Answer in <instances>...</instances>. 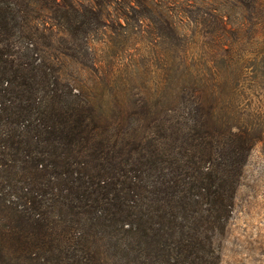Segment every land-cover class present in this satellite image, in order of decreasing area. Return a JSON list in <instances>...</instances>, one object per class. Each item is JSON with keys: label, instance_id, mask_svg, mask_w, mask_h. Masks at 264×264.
Returning a JSON list of instances; mask_svg holds the SVG:
<instances>
[{"label": "trees", "instance_id": "obj_1", "mask_svg": "<svg viewBox=\"0 0 264 264\" xmlns=\"http://www.w3.org/2000/svg\"><path fill=\"white\" fill-rule=\"evenodd\" d=\"M214 4L203 63L165 54L135 84L98 38L133 22L154 44L178 34L157 0H0V264H221L264 147L245 37L264 0Z\"/></svg>", "mask_w": 264, "mask_h": 264}, {"label": "rangeland", "instance_id": "obj_2", "mask_svg": "<svg viewBox=\"0 0 264 264\" xmlns=\"http://www.w3.org/2000/svg\"><path fill=\"white\" fill-rule=\"evenodd\" d=\"M165 13L169 12L170 19L176 23L178 34L184 35V43L179 40V35L170 34L165 42L152 43L145 32L139 33L140 25L133 22L125 28L118 27L119 32L113 34L101 33L98 38L100 52L104 53L108 61H115L121 67V75L126 80L131 77L130 69H137L141 74H136L135 84L148 79V68L151 67L159 73L161 71L162 59L165 54L177 57L180 52H188L203 63L204 53L209 49L205 43L211 36L213 26L205 27L203 16H207L212 7L222 8L214 4V0H157ZM235 9H233V12ZM233 14V13H231ZM230 15V14H229ZM235 15V14H233ZM239 15V14H238ZM235 15V21L240 16ZM233 20V18H232ZM125 26V23H123ZM115 26H119L115 24ZM113 25H107L110 29ZM105 28V29H106ZM146 25L142 29H146ZM180 32V33H179ZM256 34V36H255ZM245 34L247 39L252 38L253 48L259 56V68L264 69V29ZM259 46V47H258ZM192 51V52H191ZM173 61V59L171 60ZM172 64V63H171ZM176 66V63H173ZM264 86V80L261 81ZM254 105L264 110V91L259 90L258 97L253 101ZM221 264H264V147L262 144L255 146L251 152L240 187L237 192L235 211L229 223L227 234L223 241Z\"/></svg>", "mask_w": 264, "mask_h": 264}]
</instances>
